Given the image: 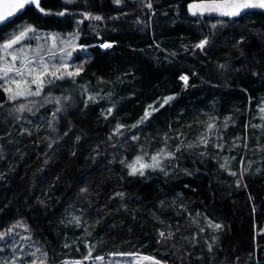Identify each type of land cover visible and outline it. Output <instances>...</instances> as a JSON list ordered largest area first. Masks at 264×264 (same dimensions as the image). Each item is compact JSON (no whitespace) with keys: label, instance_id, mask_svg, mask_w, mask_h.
Instances as JSON below:
<instances>
[{"label":"trees","instance_id":"1","mask_svg":"<svg viewBox=\"0 0 264 264\" xmlns=\"http://www.w3.org/2000/svg\"><path fill=\"white\" fill-rule=\"evenodd\" d=\"M150 1L137 14L134 0H41L50 15L29 6L8 22L9 32L26 21L64 33L82 20L88 51L76 83L52 88L70 101L30 97L43 106L18 113L28 101L10 102L0 89V232L27 221L50 264L83 259L89 248L93 259L141 253L167 264H264V14L213 29L220 19L192 16L193 0ZM165 148L175 155L164 160L167 174L131 176L121 163Z\"/></svg>","mask_w":264,"mask_h":264},{"label":"snow or ice","instance_id":"2","mask_svg":"<svg viewBox=\"0 0 264 264\" xmlns=\"http://www.w3.org/2000/svg\"><path fill=\"white\" fill-rule=\"evenodd\" d=\"M74 0H64V3L71 4ZM116 4H120L122 0H114ZM29 6H34L40 13L45 16L51 13L46 11L44 7H41V0H0V31H4L5 35L0 37V88L7 93L8 101L16 102L21 98L28 101V103H19L14 111L18 113H23L25 110L32 112L33 109L43 103H54L60 105L62 100L70 101L72 96L66 97H53L51 91L53 87H60L57 83L65 80H70L72 83H76V78L84 71L82 64H76L73 61V53L79 48L86 51L88 45H81L78 43L80 33L77 30L74 33L68 34L66 37L61 36L58 33H42L34 24L24 22L17 25L12 31H7L8 21L17 13L24 12ZM148 8L152 7L151 3L147 4ZM188 11L194 17H204L211 16L215 14L221 18L216 23L212 24V28L215 29L217 25L224 26L227 23H231L237 17H241L242 14H247L249 10L253 9H264V0H193L192 3L188 4ZM67 9L56 13L60 17L66 15ZM84 16L90 20L99 21L102 19L101 16H93L91 13H84ZM79 23H83L81 20ZM35 41V47L32 46V42ZM43 41V43H41ZM243 42V38L239 41ZM209 44V39L204 38L198 44L195 45L201 51L204 50L205 46ZM47 45V47H45ZM102 49H108L112 47L111 43L101 42L99 45ZM71 62V63H70ZM224 68V65H220ZM180 79L187 85L188 77L182 75ZM45 87H48V93L44 92ZM43 96V103L39 100H30V97L40 98ZM94 96H88V100L95 102ZM173 97H167L163 100V103H168ZM2 107V105H0ZM152 108L153 106H149ZM158 111L159 109H153ZM62 108L57 107L53 111L52 115L55 118L57 113L61 112ZM112 108L108 109L111 113ZM264 112V108H261ZM11 115V113H9ZM150 113L146 112L144 119H146ZM143 122V120L141 121ZM124 127L123 125L118 126L119 128ZM215 128L214 124L208 125V130L211 131ZM55 130V129H53ZM133 139H139L138 137H133ZM208 140L202 138L200 144L207 147ZM187 147L191 148L193 145L189 144ZM219 147V145H217ZM177 152L180 148L177 147ZM143 153V149L141 150ZM203 154V153H202ZM165 159H175V155L172 152L167 151V149H161L157 151L156 154L152 155L149 160H145L144 155H136L135 158L126 162L122 160L121 163L125 164L128 168V174L131 176H145L148 170L151 171H161L166 173V166L164 165ZM226 167V162L225 165ZM231 175L235 176L236 173L232 172ZM237 186H239V181H237ZM83 191H87L84 189ZM119 196H123V193H117ZM77 226H80L81 218L79 216L73 217V220ZM16 225L14 227H17ZM210 226L216 230L222 228L219 223L212 224ZM204 229H201L203 231ZM12 229H8L4 232H0V241H5L8 237L9 232ZM161 237H165L164 232H160ZM172 233L168 234L170 238ZM29 237H26V239ZM68 245H65L67 247ZM19 245L13 244L12 250L15 251L19 248ZM209 250L211 251V245H209ZM41 249L37 248L35 252H31L32 257H36V253L40 252ZM47 252L43 253L46 258ZM121 255L134 256L135 259L132 264H145V262H152V264H160L159 260L150 255H141L140 253H121ZM93 259L92 249L89 248L87 253L83 256L82 260H76L72 264H84V261H91ZM99 261H104L103 256H98L95 258ZM0 264H6V262L0 261ZM7 264H16V260L13 259ZM29 264H36V260L33 259ZM41 264H47V260L41 261ZM110 264V262H109Z\"/></svg>","mask_w":264,"mask_h":264},{"label":"rangeland","instance_id":"3","mask_svg":"<svg viewBox=\"0 0 264 264\" xmlns=\"http://www.w3.org/2000/svg\"><path fill=\"white\" fill-rule=\"evenodd\" d=\"M74 1H78V0H74ZM134 1L138 2L136 4V8L138 9V11H136L135 8L131 9V11L133 10L134 13L138 14L141 12V14H143L144 13L143 11L150 10L152 8V7L151 8L147 7L148 3L152 4V2L150 0H134ZM127 3H128V0H122V2L120 4H116V3L115 4L118 6H124ZM85 19L90 20L88 18H85ZM101 21H103V20L101 19L98 22H101ZM84 29H85V26L82 23H80V25L73 32L59 33V32L42 31L40 29L39 30L42 33H58L61 36H65V37L68 34L74 33L78 30L80 33L78 43L81 44V40H82L83 36H87V33L84 32ZM90 29H92L91 32H93L95 34L99 33L102 36L101 31L98 32L99 30H96L95 27L91 26ZM41 43H43V41H41ZM100 43H98V45H100ZM108 43H110V42H108ZM35 45H36V42L33 41L32 46L35 47ZM45 47H47V45H45ZM103 50H106V49H103ZM87 51L88 50L84 51V50H81L78 48L73 53V61L76 64H82L83 65L86 61ZM188 83H189V78H188ZM0 89H2V88H0ZM6 95H7V93H6ZM10 102H12V101H10ZM202 138L207 139V137L205 135H203V132L199 131V133L197 134L195 139L197 140V142L200 143V140ZM0 150H1V148H0ZM16 225H19V226L14 227ZM8 229H12V231L9 232L8 237L6 238L5 241H0V261L6 262V264H7V262H10L13 259H15L16 264H29L30 261L35 259L36 264H41V261H44L46 259L47 264H50V256H49V253L46 249V246L42 242L38 241L35 238V236H34L35 231L27 221L17 220L15 223L4 228L2 230V232L6 231ZM26 237H29V238L26 239ZM13 244L19 245L20 247L17 248L15 251H13L12 250ZM37 248H40L41 251L36 253V257H32L30 255V253L35 252ZM44 252L48 253L46 258L43 256ZM141 255H145V254H141ZM134 259H135V257L130 256V255L112 254V255H108V256L104 257V261L92 259L91 261H84V264H109V262H110V264H132ZM76 260H82V259H66V260L62 261L60 264H72V262H74ZM145 264H152V262H145ZM160 264H167V263L160 261Z\"/></svg>","mask_w":264,"mask_h":264},{"label":"water","instance_id":"4","mask_svg":"<svg viewBox=\"0 0 264 264\" xmlns=\"http://www.w3.org/2000/svg\"><path fill=\"white\" fill-rule=\"evenodd\" d=\"M22 13H23V12H21V13H17L16 16H18V15H20V14H22ZM250 13H262V14H264V9H253V10H249V11L247 12V14H242L241 17H237V18H235V19L242 18V17H244V16H246V15H248V14H250ZM190 14H191V13H190ZM16 16L12 17V18L10 19V21L13 20ZM206 16H207V15H206ZM208 17L213 18V19H228V18H221V17H218V16H216L215 14H213V15H211V16H208ZM10 21H8V22H10ZM8 22H7V23H8Z\"/></svg>","mask_w":264,"mask_h":264}]
</instances>
